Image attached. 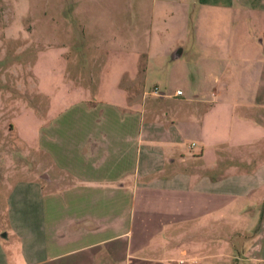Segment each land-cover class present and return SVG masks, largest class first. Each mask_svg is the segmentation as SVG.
<instances>
[{
  "label": "crops",
  "instance_id": "1",
  "mask_svg": "<svg viewBox=\"0 0 264 264\" xmlns=\"http://www.w3.org/2000/svg\"><path fill=\"white\" fill-rule=\"evenodd\" d=\"M194 2L264 12V0ZM104 46L93 89L64 67L44 72L49 105L33 146L61 176L9 187L0 264H264L263 60L244 57L230 91L217 58L221 84L202 86L185 119L152 120L133 97L146 74L130 50Z\"/></svg>",
  "mask_w": 264,
  "mask_h": 264
},
{
  "label": "rangeland",
  "instance_id": "2",
  "mask_svg": "<svg viewBox=\"0 0 264 264\" xmlns=\"http://www.w3.org/2000/svg\"><path fill=\"white\" fill-rule=\"evenodd\" d=\"M161 1L0 0V234L7 230L5 200L16 180L45 170L53 178L61 176L33 146L49 105L44 72H51L53 64L72 70L68 79L93 89L92 74L103 57L97 49L130 50L132 65L146 74L144 87L141 75L135 79L134 101L144 104L147 119L159 120L168 112V119L174 112L185 119L193 106L190 98L204 95L202 86L210 90L221 84L214 82L221 72L217 58L223 57L230 69L225 77L230 91L240 79L244 57L264 62V12L237 4L221 8L194 0ZM179 47L182 55L172 58ZM47 54L53 62L44 60ZM257 71L264 89V67ZM257 95L264 100V92Z\"/></svg>",
  "mask_w": 264,
  "mask_h": 264
},
{
  "label": "built area",
  "instance_id": "3",
  "mask_svg": "<svg viewBox=\"0 0 264 264\" xmlns=\"http://www.w3.org/2000/svg\"><path fill=\"white\" fill-rule=\"evenodd\" d=\"M153 93H158V88L157 87L154 88ZM179 264H183V261H180Z\"/></svg>",
  "mask_w": 264,
  "mask_h": 264
},
{
  "label": "water",
  "instance_id": "4",
  "mask_svg": "<svg viewBox=\"0 0 264 264\" xmlns=\"http://www.w3.org/2000/svg\"><path fill=\"white\" fill-rule=\"evenodd\" d=\"M179 56V54L177 53V54H174V58H177Z\"/></svg>",
  "mask_w": 264,
  "mask_h": 264
}]
</instances>
